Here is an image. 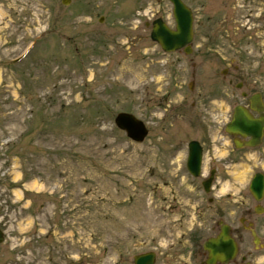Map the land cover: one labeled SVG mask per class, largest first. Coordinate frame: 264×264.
Segmentation results:
<instances>
[{
    "label": "rangeland",
    "instance_id": "obj_1",
    "mask_svg": "<svg viewBox=\"0 0 264 264\" xmlns=\"http://www.w3.org/2000/svg\"><path fill=\"white\" fill-rule=\"evenodd\" d=\"M181 1L190 56L150 40L152 21L174 27L167 0H0V264H133L148 252L203 264L220 222L237 262L264 264V213L248 192L264 139L230 152L223 133L240 92L264 102V0ZM118 113L144 123L142 144L116 129ZM207 131L215 226L214 191L185 169L187 144Z\"/></svg>",
    "mask_w": 264,
    "mask_h": 264
},
{
    "label": "water",
    "instance_id": "obj_2",
    "mask_svg": "<svg viewBox=\"0 0 264 264\" xmlns=\"http://www.w3.org/2000/svg\"><path fill=\"white\" fill-rule=\"evenodd\" d=\"M173 6V18L175 29L172 31L161 21L156 20L152 24L150 39L157 43L163 52L171 53L185 48V53H189V44L192 41V15L180 0H168ZM69 0H63L62 4L67 5ZM250 109L258 114V119H253L246 110L241 107L234 109L233 119L226 127V133L232 136L243 138L250 137L247 143L239 144L235 142L236 148L256 147L260 144V138L264 129L263 108L259 98L252 99ZM115 126L124 131L126 136L135 143H142L147 136L145 125L130 114L120 113L114 119ZM197 143H190L187 168L189 173L197 177L200 166V150ZM203 188L209 191V183H204ZM249 192L257 202L261 201L264 195V176L256 174L249 185ZM256 211L259 212L257 209ZM251 235L254 244H258V239L252 231ZM203 249L208 253L206 264H228L237 255V245L230 236V230L226 225L221 224L219 234L214 239H209L203 245ZM134 264H154V255L145 254L134 258Z\"/></svg>",
    "mask_w": 264,
    "mask_h": 264
},
{
    "label": "flooded vegetation",
    "instance_id": "obj_3",
    "mask_svg": "<svg viewBox=\"0 0 264 264\" xmlns=\"http://www.w3.org/2000/svg\"><path fill=\"white\" fill-rule=\"evenodd\" d=\"M193 67V66H192ZM226 73V72H225ZM227 75V74H226ZM192 79H194L195 75L192 73ZM226 78V77H225ZM194 83V81H192ZM232 83L231 81L228 82V85L230 86ZM241 89L245 88V83H241ZM246 93L241 92L240 93V97H243L244 100V105L243 107H248L249 106V98L254 94H250V90L247 88L245 89ZM250 94V95H249ZM228 96V95H227ZM229 97L232 98V100H234V98L236 97L235 93H231V95L229 94ZM215 98V94L214 96H212L210 99ZM194 105V104H192ZM253 115V114H252ZM211 129H215V125L211 127ZM212 131V130H211ZM211 131H207L208 132V140H203L201 141L199 144L201 146L202 149V164H203V159H204V155L205 153L210 152V150L212 151V156L213 159L211 160V163L206 166V173L207 175H211L212 174V187L214 190L213 196H214V200H213V205H214V226H215V139L211 140L210 136H212ZM215 131V130H214ZM215 133V132H214ZM233 146V145H232ZM234 148V147H233ZM212 166V167H211ZM213 237L215 238V228H214V232H213Z\"/></svg>",
    "mask_w": 264,
    "mask_h": 264
}]
</instances>
